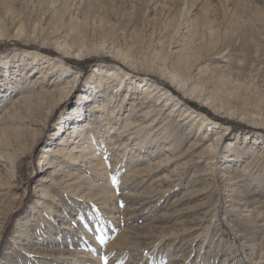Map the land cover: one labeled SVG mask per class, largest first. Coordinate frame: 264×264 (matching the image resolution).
I'll return each mask as SVG.
<instances>
[{
    "label": "rangeland",
    "instance_id": "1",
    "mask_svg": "<svg viewBox=\"0 0 264 264\" xmlns=\"http://www.w3.org/2000/svg\"><path fill=\"white\" fill-rule=\"evenodd\" d=\"M0 155V264H264V0H0Z\"/></svg>",
    "mask_w": 264,
    "mask_h": 264
},
{
    "label": "bare ground",
    "instance_id": "2",
    "mask_svg": "<svg viewBox=\"0 0 264 264\" xmlns=\"http://www.w3.org/2000/svg\"><path fill=\"white\" fill-rule=\"evenodd\" d=\"M95 75H101V74H104V75H102L99 79L100 80H110V81H112V80H115L116 78V76H119V74L116 72V71H113L112 69H100V68H96L95 69ZM120 79H123V77H119ZM75 80H76V76H75V78H74V82H75ZM99 81V80H98ZM122 83V80L120 81V82H118V85H120ZM74 84V83H73ZM118 85H116V86H114L113 88H112V91H113V89H116L117 87H118ZM146 83H144V81H138V82H136V81H134L133 82V84L130 86V87H132V90L130 91L131 92V95L132 94H135V92L134 91H142V90H144L145 88H146ZM110 87V86H109ZM155 87H153V89H150V87H147L146 89H145V91H146V93H145V95L147 94V96H146V98L147 99H150V98H152L154 95H156L157 93L155 92ZM112 91L110 92V95H109V97H108V100H107V102L106 103H104V102H102V103H100V104H98V103H95L94 102V104H93V106H92V108H91V110L93 111V112H101L102 114H104V115H100L99 116V118H98V120H99V122H102L103 124H104V126H103V128H102V126L101 125H98L97 127H95V130L93 131V134H94V136H93V140H92V137L90 138V137H88V135H86L87 136V138L86 137H84V133H87V132H89V129H91L92 127H93V125H91L89 122H87V121H85V116L82 118L81 117V119H79V120H77L76 121V123L74 124V123H71V125H69V126H67V129H65V130H63L62 131V134H61V137L59 138V145L56 147V148H54L55 150H50V149H45V152H47L46 154H47V158H53V159H56V161L58 160V158H59V156H63L64 157V159H69V160H71V162L70 163H72V164H79L78 162L80 161V159H82V158H84L83 157V155H84V152L86 151V149H87V147H89V146H91V153H89L90 155H91V157H86V161L87 160H89V159H92L93 157H95V154L92 152V151H94V149H96L97 147L99 148V150L98 151H100L101 149V147H100V145H102V144H100L101 142L102 143H106V138H104V136H103V134L104 133H106L107 134V138L108 137H110V136H108L109 135V130L111 129V125H112V122L114 121V120H116V117L117 116H115L114 115V113L118 110V106H122V104L125 102V100H123V99H120L121 101H120V104L117 106L118 108H115V109H113V110H110V100L112 99ZM116 93V92H115ZM46 94V92L42 95V97L43 98H45L46 96H44ZM168 94V93H167ZM46 95H48V94H46ZM108 95V94H107ZM130 95V96H131ZM169 96H170V98L172 99V97H171V94H168ZM167 95V96H168ZM23 97V96H22ZM42 98V99H43ZM125 98V97H124ZM86 100L88 101L89 100V97H86ZM123 100V101H122ZM141 100V99H140ZM168 100L169 99H167L166 100V102H165V105L164 106H166V105H168L169 103H168ZM173 100V99H172ZM16 102V101H15ZM88 102H91V100H89ZM10 104V106L9 107H11L12 105L13 106H15L12 102H10L9 103ZM163 106V107H164ZM177 106V103L175 104V107H174V109L172 110V111H170V113L167 115V117H165V119H163V120H166V119H168L169 118V116H170V114L172 113V112H174V111H177V109H180L181 107L179 106V107H176ZM122 109V108H121ZM121 109H119L118 110V112L119 111H121ZM161 110V109H160ZM5 112V111H4ZM141 112V114L139 115V116H142V117H144L143 119H146V118H148L149 117V115H150V112H147V111H140ZM80 113H82L81 111H80ZM157 114V113H156ZM185 115H183V117H182V120L183 119H187V118H191V119H193L194 120V118L195 117H197V116H193L192 114V112H190V113H188L187 111L184 113ZM156 117V116H155ZM156 118H154L150 123H149V126H152L153 125V122H156V120H155ZM124 122H123V125L121 126L122 128H121V131H119L118 133H117V138L118 137H128V140L130 139V138H132V135H136V131L137 130H133V129H135L136 127H140L141 126V124H136L137 123V119H134V118H132L130 115H127V117L123 120ZM186 122H187V120H186ZM211 123H208V125H210ZM109 128V130L107 131V129ZM140 128H146V127H140ZM138 129V128H137ZM131 130H133V132H131ZM102 131H103V133H102ZM225 134L226 133H222V135H220V137L219 138H222L223 136H225ZM98 135L100 136V142H98L97 141V137H98ZM76 137V139H74ZM203 138L202 139H204V138H206L205 136H202ZM73 139V142L74 143H72V144H74V145H72V144H68L71 140ZM79 139H86V141H84V142H82V143H79L80 141H79ZM103 140H105V141H103ZM218 140V139H217ZM65 144V147H60V146H63ZM82 144V145H81ZM230 144L231 143H229L228 145L230 146ZM77 145H81V146H79V149L77 148ZM113 145H114V143H113ZM214 144H209V145H207V146H205V149L206 150H212V146H213ZM120 146L122 147V148H124L125 150H127L126 148H127V146L125 145V143L124 142H121L120 143ZM140 146H141V148L143 147V145L140 143ZM172 146V145H171ZM168 149V148H167ZM166 149V150H167ZM170 150V149H169ZM50 155V156H49ZM45 157V156H44ZM43 157V158H44ZM97 160L99 161L98 163H102V166L100 167V169H98V173L97 174H95L94 172L92 173L94 176H99L101 179H103L104 178V174H107L106 173V171H105V169H106V159L103 157V156H99V157H97ZM3 161H5V159L3 158V157H1V155H0V162H3ZM61 164H63V163H61ZM60 164V165H61ZM162 163H160V164H155L156 165V167H161V166H163V165H161ZM59 165V166H60ZM60 167H59V169L58 168H54L53 169V173H51V175H56L57 174V172L56 171H60ZM89 171H92V170H89ZM88 171V172H89ZM87 178V176L85 177V179ZM92 181H88L87 183H91ZM93 186V185H92ZM50 217H52V215L50 216ZM49 218V217H48ZM47 219V218H46ZM52 219V218H51ZM43 220H44V218H43ZM48 220V219H47ZM47 220H46V222H47ZM43 222V224L42 225H46L45 224V222L44 221H42ZM41 223V222H40ZM39 224V223H38ZM46 226H48V224L46 225ZM45 237V236H44ZM47 237V236H46ZM49 241H51V240H49Z\"/></svg>",
    "mask_w": 264,
    "mask_h": 264
},
{
    "label": "snow or ice",
    "instance_id": "3",
    "mask_svg": "<svg viewBox=\"0 0 264 264\" xmlns=\"http://www.w3.org/2000/svg\"><path fill=\"white\" fill-rule=\"evenodd\" d=\"M106 260V258H104Z\"/></svg>",
    "mask_w": 264,
    "mask_h": 264
},
{
    "label": "trees",
    "instance_id": "4",
    "mask_svg": "<svg viewBox=\"0 0 264 264\" xmlns=\"http://www.w3.org/2000/svg\"><path fill=\"white\" fill-rule=\"evenodd\" d=\"M81 66H83V65H81Z\"/></svg>",
    "mask_w": 264,
    "mask_h": 264
}]
</instances>
